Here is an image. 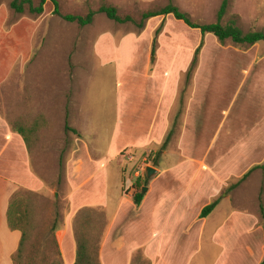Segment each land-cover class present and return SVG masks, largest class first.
<instances>
[{
    "label": "rangeland",
    "instance_id": "374dc122",
    "mask_svg": "<svg viewBox=\"0 0 264 264\" xmlns=\"http://www.w3.org/2000/svg\"><path fill=\"white\" fill-rule=\"evenodd\" d=\"M10 1L0 0V127L2 123L14 132L22 130L20 135L29 151L31 170L42 184L36 190L25 187L16 190L31 209L26 254H33L36 264L40 263L41 255L52 257L50 239L53 234L56 238L69 210V160H78L82 152L89 154L91 159L107 157L113 153L110 151L113 142H116L117 148L130 137L127 126L134 110L148 101L146 110H153L152 101L157 96L151 91L146 94V80L138 76L143 59L144 63H150L147 70L150 76L155 74V70L157 72L154 75L156 87L161 86L164 77L174 78L172 101L164 108L166 115L163 118L166 117L168 126L163 139L170 130L172 135L166 148L160 152L161 143L150 140L142 148L119 150L110 159L107 164L109 210L118 202L119 194L132 200L133 192L148 187L157 173L155 167H168L181 156L179 144L183 107L201 61L204 65L197 76L202 79H198V102L193 116L197 128L203 133H192L195 140L191 146L193 154L197 155L204 143L212 141L219 147L227 144L230 137L242 131L246 133L252 117L248 111L256 113L262 109V102H259L264 97L259 98L260 88L253 89L257 95L254 93L252 99L247 97V92L250 91V82L262 71L253 63H264L263 42L237 45L225 40L220 43L213 34L203 36L198 29L188 27L170 14L164 17L158 34L155 30L161 18L150 22L146 20L143 28L139 29L131 22L117 23L97 12L91 23L79 26L53 14L50 0L45 2L40 14L30 13L27 9L15 13L10 8ZM32 1L34 5L38 4V0ZM221 1L172 0L193 22L201 24L215 21ZM58 2L61 14L85 15L89 10H97L100 5L107 4L115 6L121 16L130 15L139 20L144 11L164 6L168 0ZM229 21H235L244 32L264 31V0H229L222 23ZM130 33L136 34L139 42L143 40L142 43H147L146 48L141 49L143 52L139 50L132 54L136 58L131 70L126 63L119 68L112 60L120 55L118 47L121 38ZM101 35L108 36L111 44L108 42V47L103 44L105 51L99 56L95 43ZM200 42L197 64L187 76V69ZM243 84V94L235 96L236 86ZM119 119L121 122L118 124ZM65 125L75 131L66 129ZM117 129L123 134L116 138ZM239 139L245 140V135ZM83 145L86 148L83 149ZM225 152L229 154L230 150ZM147 166L156 170L150 177L145 173ZM88 169L91 171V163ZM244 172L245 168L240 170V173ZM236 180L232 178L231 181ZM245 181L243 187L239 186L240 189L233 194L232 201H224L223 206L231 204L250 208L254 204L258 206L261 201L263 203L264 167L254 168L242 182ZM160 184L166 187L175 183L171 175H166ZM228 185L222 189L225 195L235 190H227ZM198 199L207 203L211 201L210 197ZM77 214L86 217L88 233L93 235V241L99 240L100 248L107 223L105 209L83 207ZM76 215L72 220L73 231ZM54 219L57 220V230L52 234L50 226ZM130 232L125 241H128L129 235H136L138 241L144 240L145 234L140 238L138 232ZM139 249L144 253L143 248ZM201 256L200 260V255H195L190 264H204L207 258L204 254Z\"/></svg>",
    "mask_w": 264,
    "mask_h": 264
},
{
    "label": "crops",
    "instance_id": "0c3cea01",
    "mask_svg": "<svg viewBox=\"0 0 264 264\" xmlns=\"http://www.w3.org/2000/svg\"><path fill=\"white\" fill-rule=\"evenodd\" d=\"M164 17L156 16L148 20L150 22L161 18V24ZM107 37L101 35L96 40L95 47L99 56L102 52V55L104 54L103 44L107 45L104 47L111 44ZM142 42L143 40L139 42L136 34L125 35L118 47L119 57L111 59L119 68L121 64L126 63L131 70L136 58L132 54L146 48V41ZM253 64L259 66L262 71L250 82L247 97L251 99L256 93L253 92L256 87L261 90L259 98L264 97V63ZM203 65L201 61L197 74L189 86V94L183 107L179 144L181 156L177 161L169 163L168 167H155L157 173L150 180L148 191L139 206H136L130 197L123 198L119 194L118 202L109 210L107 164L124 148H142L150 140L162 144L163 134L168 126L166 117L163 118L166 115L164 108L170 106L172 101L170 99L173 93L172 76L164 77L161 86L156 87L154 75L157 72L155 70V74L150 76L147 73L150 63H144L143 59L138 76L146 80V94L151 91L157 96L156 100L152 101L153 110L150 112L145 108L150 101L134 110L127 126L130 137L117 148L116 142H113L110 148L113 153L107 157L91 159L89 154L85 155L82 152L78 160H69L67 163V181L70 186L67 195L69 210L64 217L63 226L56 233L63 264H73L75 260L76 239L72 220L83 207L105 209L107 223L99 248L101 264H130L134 251L139 248H143L151 264H190L191 259L197 254L200 255V260L202 254L206 256L204 264H264V220L259 212V203L258 206L254 204L250 208L222 204L224 201H232L233 194L246 183L242 182L243 184L235 187L233 192L225 195L222 189L228 183L232 184V178L238 180L254 165L264 164V100L260 98L261 110L256 113L248 111L252 117L246 133L242 131L237 136L230 137L227 144L219 147L212 141L204 143L199 147V153L193 154L191 146L195 144V140L192 133H203L202 129L197 128L198 124L193 116L198 102L199 81L202 79L197 75L200 74L199 70ZM235 90V96L238 93L243 94L244 84L236 86ZM120 122L119 119L118 124ZM1 125L0 264H13L12 255L19 245L21 232L8 226L7 209L11 195L20 187L36 190L42 184L31 170L30 155L23 137L7 125L3 126L2 123ZM122 134L123 131L116 130V138ZM243 135L245 140L239 139ZM84 147L83 145V149ZM226 150H230V153H226ZM89 163L91 171L88 169ZM244 168L246 172L240 173ZM166 175H171L176 185L161 187L160 181ZM199 197H210L211 201L219 198L217 205L206 217H200V212L211 201L207 203L199 200ZM261 204L264 210V200ZM130 231L138 232L140 238L145 234L144 240L138 241L136 235H129L130 238L125 241L126 235L132 233Z\"/></svg>",
    "mask_w": 264,
    "mask_h": 264
},
{
    "label": "trees",
    "instance_id": "16d2710c",
    "mask_svg": "<svg viewBox=\"0 0 264 264\" xmlns=\"http://www.w3.org/2000/svg\"><path fill=\"white\" fill-rule=\"evenodd\" d=\"M48 0H38V4L34 5L32 0H11L10 8L15 13H22L26 9L28 12L33 14H40L43 12V7L45 2ZM53 5L52 13L60 16L66 21L76 22L79 26H85L92 22L93 16L95 13H103L106 17L112 21L117 23H126L131 22L137 28H143L146 20L156 16H167L172 15L175 19L183 21L188 27L198 29L201 35H205L207 33L213 34L220 43H223L225 40H230L234 44L237 45H253L258 42H263L264 44V31L263 30H255V31H247L244 32L239 26L236 25L235 21H229L228 23H222V18L226 12L228 7L229 0H222L219 6V9L216 13L215 21L211 23H196L193 22L189 15L186 12L181 11L175 4H173L172 0H168L167 4L164 6L149 9L144 11L139 20H135L130 15L121 16L118 14L117 9L113 5L102 4L98 7L97 10H89L85 15H75V14H61L59 9L58 0H50ZM162 23L155 30V34H158L161 29ZM202 42L196 47L193 57L191 59L190 65L187 69V76L190 72L195 68L197 64V56L199 54ZM66 129H70L71 131H75L73 128H69L65 125ZM16 132L22 134L21 129H16ZM172 135V130L168 132L164 141L160 146V151L166 148L170 137ZM60 166H62V161L60 160ZM256 167H264V164L254 166L249 169L246 173H244L236 182L230 184L227 187V190H232L237 187ZM132 201L136 206H139L143 200L144 193L142 190L135 191L132 193ZM219 198L211 201L209 204L204 206L200 212V217H206L217 205ZM259 209L261 213V217L264 220V210L261 202H259ZM31 212L30 206L25 202V199L21 198V194L19 191L14 192L11 195V199L9 202V206L7 209V221L8 226L12 230H19L21 232V238L19 241V245L16 251L12 255L13 264H36L33 258V254L30 256L26 254V243L28 239L29 229L28 225H30L28 214ZM75 226H74V235L76 239V255L73 264H101L99 260V245L97 240L93 241V235L88 233V225L86 217L82 215H76L75 217ZM264 228V223H263ZM57 230V220L54 219L51 226L50 231L52 234ZM102 233V232H101ZM50 247L52 251V257L48 256H40L39 264H63L61 252L59 250V246L57 240L52 235L50 239ZM26 258H28L26 260ZM38 264V263H37ZM130 264H151L150 260L144 255L142 249H137L131 259Z\"/></svg>",
    "mask_w": 264,
    "mask_h": 264
},
{
    "label": "water",
    "instance_id": "95a60500",
    "mask_svg": "<svg viewBox=\"0 0 264 264\" xmlns=\"http://www.w3.org/2000/svg\"><path fill=\"white\" fill-rule=\"evenodd\" d=\"M156 172V170L154 169V168H152V167H150V166H147L146 168H145V173H146V176L147 177H150L152 174H154ZM147 190V187H143L142 188V191L143 192H145Z\"/></svg>",
    "mask_w": 264,
    "mask_h": 264
}]
</instances>
